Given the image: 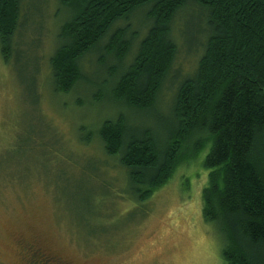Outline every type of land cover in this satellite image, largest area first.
Returning a JSON list of instances; mask_svg holds the SVG:
<instances>
[{"label": "rangeland", "instance_id": "obj_1", "mask_svg": "<svg viewBox=\"0 0 264 264\" xmlns=\"http://www.w3.org/2000/svg\"><path fill=\"white\" fill-rule=\"evenodd\" d=\"M143 13L113 26L137 36L131 54L120 62L93 51L65 93L55 90L50 58L72 12L60 0L22 1L11 61L0 53V264H32L33 249L70 264H225L224 237L203 216L207 134L183 145L172 176L146 201L99 138L102 123L122 114L136 134L150 129L165 143L179 83L205 51L204 21L190 6L172 24L178 51L155 106L140 112L114 101L111 87L148 31Z\"/></svg>", "mask_w": 264, "mask_h": 264}, {"label": "trees", "instance_id": "obj_2", "mask_svg": "<svg viewBox=\"0 0 264 264\" xmlns=\"http://www.w3.org/2000/svg\"><path fill=\"white\" fill-rule=\"evenodd\" d=\"M23 0H0V53L10 62ZM72 15L60 27L61 45L50 58L55 90L69 92L82 78L81 60L104 52L123 62L135 36L113 29L144 12L148 31L111 87L114 101L149 111L177 55L172 24L188 7L202 16L207 41L195 74L179 83L174 126L165 143L154 132L136 134L120 114L105 120L99 138L120 155L135 196L146 201L167 183L181 149L200 132L211 142L203 216L224 237L225 264H264V0H60ZM113 29V30H112ZM201 146V145H200ZM196 147V151L201 148ZM0 175V179H1Z\"/></svg>", "mask_w": 264, "mask_h": 264}, {"label": "flooded vegetation", "instance_id": "obj_3", "mask_svg": "<svg viewBox=\"0 0 264 264\" xmlns=\"http://www.w3.org/2000/svg\"><path fill=\"white\" fill-rule=\"evenodd\" d=\"M29 252L31 253L30 255L32 264H40V262H42V264H70L69 262L66 263L65 261H59L55 259L51 261V258L47 257L46 252L42 249H33Z\"/></svg>", "mask_w": 264, "mask_h": 264}]
</instances>
